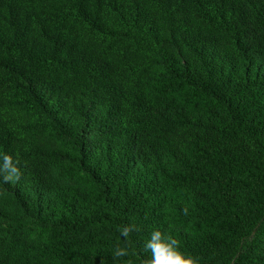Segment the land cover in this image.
Listing matches in <instances>:
<instances>
[{
  "label": "trees",
  "instance_id": "1",
  "mask_svg": "<svg viewBox=\"0 0 264 264\" xmlns=\"http://www.w3.org/2000/svg\"><path fill=\"white\" fill-rule=\"evenodd\" d=\"M0 153V264H264V0H0Z\"/></svg>",
  "mask_w": 264,
  "mask_h": 264
},
{
  "label": "clouds",
  "instance_id": "2",
  "mask_svg": "<svg viewBox=\"0 0 264 264\" xmlns=\"http://www.w3.org/2000/svg\"><path fill=\"white\" fill-rule=\"evenodd\" d=\"M18 153H0V184H17L22 179L26 168ZM6 189L0 188V195L6 193ZM187 208L184 209L185 214ZM124 238L121 246L118 241L113 248V258H126L130 255L131 241L128 239L134 232L140 231L139 225L133 220L119 229ZM144 251L149 253V258L143 264H202V258L196 256L182 247L181 240L172 231L154 229L149 238L144 242ZM124 264H133L131 259L124 260Z\"/></svg>",
  "mask_w": 264,
  "mask_h": 264
}]
</instances>
